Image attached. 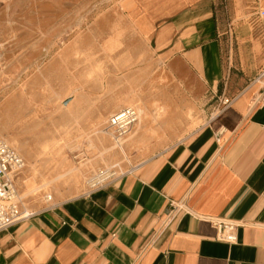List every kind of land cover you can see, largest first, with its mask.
Returning a JSON list of instances; mask_svg holds the SVG:
<instances>
[{
  "label": "crops",
  "instance_id": "crops-1",
  "mask_svg": "<svg viewBox=\"0 0 264 264\" xmlns=\"http://www.w3.org/2000/svg\"><path fill=\"white\" fill-rule=\"evenodd\" d=\"M120 3L164 56L182 108L203 105V122L112 181L38 211L22 203L31 215L0 231V264H264V31L254 17L264 0ZM222 3L235 54L224 49ZM243 25L252 31L239 34ZM211 219L238 223V240H219Z\"/></svg>",
  "mask_w": 264,
  "mask_h": 264
},
{
  "label": "rangeland",
  "instance_id": "rangeland-1",
  "mask_svg": "<svg viewBox=\"0 0 264 264\" xmlns=\"http://www.w3.org/2000/svg\"><path fill=\"white\" fill-rule=\"evenodd\" d=\"M120 1L0 0V140L25 160L15 183L28 211L120 177L203 122V105L182 108L164 56L138 38ZM221 10L224 49L235 54L230 3ZM127 107L139 119L119 144L107 127Z\"/></svg>",
  "mask_w": 264,
  "mask_h": 264
},
{
  "label": "built area",
  "instance_id": "built-area-1",
  "mask_svg": "<svg viewBox=\"0 0 264 264\" xmlns=\"http://www.w3.org/2000/svg\"><path fill=\"white\" fill-rule=\"evenodd\" d=\"M264 17V10L260 11ZM258 80L264 79V69L259 73ZM232 103L229 97L221 100L224 109ZM256 105H264V83L256 97ZM139 119L137 109L127 107L113 114L110 118L108 131L112 133L117 143L132 131L134 124ZM223 132L218 133V140ZM25 167V160L18 150L5 140H0V231L6 230L20 221L27 219L31 214L22 209V202L18 195L15 178ZM170 219H168L169 221ZM218 227L217 238L221 241L235 243L238 240V223L211 219Z\"/></svg>",
  "mask_w": 264,
  "mask_h": 264
},
{
  "label": "bare ground",
  "instance_id": "bare-ground-1",
  "mask_svg": "<svg viewBox=\"0 0 264 264\" xmlns=\"http://www.w3.org/2000/svg\"><path fill=\"white\" fill-rule=\"evenodd\" d=\"M140 123V122H139ZM122 144V143H119ZM109 176H112L110 172L102 174L96 178L95 181H93L91 184L94 185L95 183L101 182L102 180L108 178Z\"/></svg>",
  "mask_w": 264,
  "mask_h": 264
}]
</instances>
